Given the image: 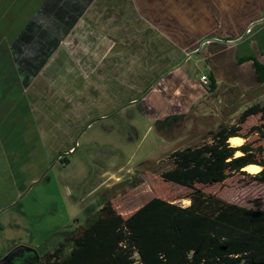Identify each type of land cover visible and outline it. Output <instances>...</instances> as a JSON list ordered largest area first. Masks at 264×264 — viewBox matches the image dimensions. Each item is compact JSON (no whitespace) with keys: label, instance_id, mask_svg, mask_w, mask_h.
<instances>
[{"label":"rangeland","instance_id":"rangeland-1","mask_svg":"<svg viewBox=\"0 0 264 264\" xmlns=\"http://www.w3.org/2000/svg\"><path fill=\"white\" fill-rule=\"evenodd\" d=\"M116 1L117 4H121L119 6L121 7L122 0ZM205 1L210 3V0ZM225 1L227 6L233 7L232 14L226 11L230 8H221L220 13H217L210 4L209 7L205 6L203 11L209 13L205 21L207 27L202 28L200 22L194 27H188L187 30L189 41L195 40L191 49L186 51L188 54L184 55L186 57L190 55V58L183 57L176 65H173V69L170 70L173 73L168 75L164 82L159 83L160 79H158L152 83L153 89L147 87L150 90L147 94L156 90L150 96L154 98V103L161 113L168 110L167 98L174 99L172 109L179 107L176 113L178 116L172 113L171 118L165 119L171 121L170 123L168 121L169 125L157 128V132L153 130V134L144 133L147 130L144 129L139 134L141 140L124 143L128 145V148L117 146L118 149H115L123 152V156L113 153L114 157L101 159L93 151L92 142L103 134L105 121L102 117H96L95 106L82 109L79 113L77 118H79V125L82 124V131L77 135L78 137L76 136L79 141H75L78 143L75 151L78 148V152L76 156H73L72 166L64 168L61 167L60 158L68 156L65 155L68 154L65 149L70 142L68 133L74 127L47 121L48 112L45 110L41 114L44 113L45 117H43L47 125L46 123L42 125V122L36 119V111L35 117L32 118L29 111L26 112L20 106L10 120L1 121L0 260L6 259V264H44L43 255L64 241L63 239L69 233L87 225V222L95 217L94 210L103 200L117 198L122 205H130L133 208L140 206L153 196L152 186L159 179L160 173L171 168L167 161L170 153L188 146L201 145L208 141L206 140L208 133L217 130L219 126L237 125L240 114L246 108L257 103L264 105V84L257 83L251 62H245L242 65H238L237 62L247 55H254L264 61L262 55L264 35L260 33L257 36L256 40L261 43L257 44L254 41L255 33L260 29L264 30V5L260 0ZM229 2L234 4L231 6ZM101 9L104 10V8ZM101 9H96L94 16H89L91 21L89 18L84 20L88 26L91 22L95 30L85 26L84 22L81 23L80 34L84 39L91 37L98 39V48L86 52L87 59L95 57L96 53L101 60H104L106 55L111 53L110 46L106 45V38H110L115 33L121 21V9L117 10L120 12L114 13L118 22L116 26L112 22L110 24L107 22L113 14L111 12L106 14ZM214 15L215 18L212 17ZM215 21L218 23L216 24ZM214 27L216 29L209 35ZM249 27L251 32L247 34L246 30ZM252 27H254L253 30ZM144 32L147 33V31ZM153 32L150 31L144 37L147 40V53L165 49L163 45L165 41L161 39L164 36L162 31L157 35L160 37L159 42L149 46L148 38ZM130 35V30L126 29L125 36ZM107 48L110 50L107 51ZM221 49L224 50L223 54ZM70 57L63 63L64 67L70 70V74L72 72L73 75L76 74L77 69L87 70L83 66L78 67V62L74 60L73 55ZM211 72L217 80V88L209 93L210 82L205 85L203 81L208 79ZM53 79L57 80V77ZM45 80L50 82L49 79ZM174 93H177V96ZM152 98H149V101ZM110 116L111 114L107 115V117ZM254 122L255 120L251 121V124ZM154 136L157 139L156 146L152 142ZM75 139L72 138V140ZM243 139L244 144L246 139ZM75 142L73 141L71 148L75 147ZM53 143H56L55 150L58 149L54 155ZM259 144L264 147L262 140ZM94 155L97 159H93V162L89 158H93ZM146 159V163L140 164ZM120 161L137 166L130 173H125L120 182L103 191L101 197L99 194L102 190L98 189L96 194L100 198L93 201L94 206L89 208L90 211H86L81 216H71L76 209L80 210L79 206H81L80 202L74 201L78 197V191L75 190L77 188H70V186L74 188L78 181L75 178L79 175L77 174L79 169L82 167V169H95L96 174V169L98 173L100 169H115L116 163ZM131 185L135 187L130 189ZM168 186L173 193L183 197L184 188L172 183H168ZM207 190L227 202L264 213L263 182L236 175L222 185L212 186ZM70 195L72 198L69 197ZM176 203L186 206L189 200L181 199ZM85 218L88 219L85 220Z\"/></svg>","mask_w":264,"mask_h":264},{"label":"crops","instance_id":"crops-1","mask_svg":"<svg viewBox=\"0 0 264 264\" xmlns=\"http://www.w3.org/2000/svg\"><path fill=\"white\" fill-rule=\"evenodd\" d=\"M124 1L128 6L123 5ZM205 2L207 1L122 0V6L119 7L121 4H117L116 0H0V124L4 119L10 120L20 106L26 112L29 111L32 118L36 111V119L45 125L44 113L41 114L45 110L48 112L47 121L74 127L68 133L70 142L65 149L68 153L73 141H79L77 135L82 131V124L79 125L77 118L79 113L82 109L95 106L96 117L105 120V133L102 131L103 134L93 140V151L101 159L114 157L113 153L123 156V152L115 149L117 146L128 148L124 143L141 140L139 134L144 129H147L144 132L146 134H151L153 130L157 132V128L169 125L171 121L165 119L171 118L172 113L178 116L176 113L179 107L172 109L174 99L167 98L168 110L161 113L154 98L150 96L156 90L147 93L149 89H153L152 83L155 80L164 82L173 73L170 72L172 66L186 57V51L191 49L195 40L189 41L188 27H194L200 22L202 28L207 27L205 21L209 13L204 12L203 8L211 5L217 13L230 8L225 0ZM260 2L264 5V0ZM229 3L231 6L234 4ZM99 8H104L101 10L106 14H113L107 22H112L115 26L118 22L114 13L121 9V21L115 33L106 38V45L110 46L111 53L104 60L96 53L95 57L87 59L86 52L98 48V39H84L80 34L81 23L88 26L84 20L89 18L91 21L89 16H94ZM232 10L233 7L226 11L232 14ZM212 17L215 18V15ZM88 27L95 30L91 22ZM126 29L131 32L128 37L125 36ZM215 29L210 30L209 35ZM144 31H154L148 38L149 46L159 42L160 37L157 35L162 31L165 37L161 39L165 41V49L147 53V40L144 38L147 33ZM260 33L264 35V30L260 29L255 33L254 41L257 44L261 43L256 40ZM224 50L221 49L222 54ZM70 55L74 56L78 67L83 66L87 70L77 69L76 74H70V70L63 65L71 58ZM188 58L190 55H187L186 59ZM210 74L214 76L213 72ZM56 77L57 80H54ZM149 98L152 100L149 101ZM73 137L76 139L72 140ZM156 141L154 136V146ZM118 142L122 144H115ZM55 144L52 145L53 155L58 151L55 150ZM77 152L78 148L68 154L70 162L66 166H72L73 156ZM89 159L94 162L93 159L97 157L94 155ZM147 159L140 164L146 163ZM66 166L61 165L62 168ZM135 166L137 165L120 161L116 163L115 169H100V173L96 169V174L95 169H79V175L75 178L78 181L74 188H70H77L75 190L78 191V197L73 200L80 202L81 206L71 216L84 215L94 206L93 201L102 196L103 191L120 182L125 173H130ZM98 189L102 190L100 197L96 194ZM92 194L95 195L91 196ZM69 197L72 198V195ZM102 203L103 201L98 203L95 213L102 209Z\"/></svg>","mask_w":264,"mask_h":264},{"label":"trees","instance_id":"trees-1","mask_svg":"<svg viewBox=\"0 0 264 264\" xmlns=\"http://www.w3.org/2000/svg\"><path fill=\"white\" fill-rule=\"evenodd\" d=\"M245 62H251L257 83L264 84V61L249 55L238 65ZM208 79L212 93L217 81L212 74ZM233 137L246 142L234 147L229 143ZM207 139L170 153L171 168L160 173L153 196L140 206L122 205L117 198L103 200L87 225L43 255L44 264H264V213L207 190L236 175L264 183V147L259 144L264 142V105L246 108L237 125L219 126ZM69 162L60 158L62 165ZM252 164L262 170L247 173L244 168ZM168 183L184 188L183 197ZM181 199L189 204L176 203Z\"/></svg>","mask_w":264,"mask_h":264},{"label":"bare ground","instance_id":"bare-ground-1","mask_svg":"<svg viewBox=\"0 0 264 264\" xmlns=\"http://www.w3.org/2000/svg\"><path fill=\"white\" fill-rule=\"evenodd\" d=\"M243 141L244 139L242 137H233L229 140V143L234 146V147H237V146H240L243 144ZM241 153L238 152L237 153V156H239ZM245 171L251 173V174H255V173H258L262 170V167L260 165H249L247 167L244 168Z\"/></svg>","mask_w":264,"mask_h":264},{"label":"built area","instance_id":"built-area-1","mask_svg":"<svg viewBox=\"0 0 264 264\" xmlns=\"http://www.w3.org/2000/svg\"><path fill=\"white\" fill-rule=\"evenodd\" d=\"M250 32H251V28L249 27V28L246 30V33L249 34ZM208 83H209V79H205V80L203 81V84H205V85H207ZM77 146H78V143H76L75 147L71 148V149L68 151V154L73 153V152L75 151V149H76ZM68 154H66V155H68Z\"/></svg>","mask_w":264,"mask_h":264},{"label":"water","instance_id":"water-1","mask_svg":"<svg viewBox=\"0 0 264 264\" xmlns=\"http://www.w3.org/2000/svg\"><path fill=\"white\" fill-rule=\"evenodd\" d=\"M0 264H6V259L0 260Z\"/></svg>","mask_w":264,"mask_h":264}]
</instances>
